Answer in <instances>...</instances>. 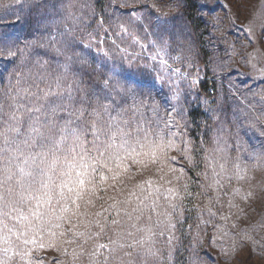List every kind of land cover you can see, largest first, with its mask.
<instances>
[{
	"label": "snow or ice",
	"instance_id": "snow-or-ice-1",
	"mask_svg": "<svg viewBox=\"0 0 264 264\" xmlns=\"http://www.w3.org/2000/svg\"><path fill=\"white\" fill-rule=\"evenodd\" d=\"M16 2L26 4L29 14L38 13L40 21L57 15L58 3L60 8L64 7L62 0ZM154 13L156 20L150 26L156 38L151 42L156 53L150 59L154 61V70L155 64H159L158 78L161 82L165 76L168 78L174 92L172 98L178 102L181 89L171 81L180 69L172 68L165 57L172 44L183 38V31L175 24L169 27L175 17L169 18L152 5L148 15ZM63 19H72L75 24L80 18L68 12ZM137 20L143 23L142 17ZM44 31H49L48 24L44 25ZM240 31L249 45L257 35L264 37V8L246 17ZM72 33L73 28L68 26L60 32L61 40L54 37L47 43L33 40L23 48L9 33H0V61L25 65L37 47L45 49V55L48 50L53 53L43 62L33 61L35 71L10 75L9 87L0 93V264H43L42 257L34 253L48 249H55L59 254L52 264H158L162 253L155 245L166 232L167 242L171 244L180 219L177 200L190 195L186 190L182 196L176 188L165 187L172 184L168 175L177 171L169 167L165 173L164 167L177 159L169 156V151H180L173 139L177 133L171 129L180 127L175 116L182 113L173 106L165 113L167 119L159 115L151 92L142 91V85L135 79L133 66L139 56L129 53L125 57L127 69L109 70L112 74L101 75L98 80L82 69H74L76 43ZM112 36L115 37L112 43L122 52L127 49L116 38L123 40L127 36L133 44H139L124 28ZM140 46L143 51L144 45ZM248 56L251 63L255 57L253 53ZM251 67L264 79V69H257L255 63ZM13 76L15 84L11 83ZM261 100L264 101V95ZM147 111L156 119L146 117ZM253 111H256L255 105ZM255 119H264V106ZM221 139L217 137V147L212 149V176H204L208 183L202 188L205 194L209 190L214 193L209 197L212 205L221 203L222 196L229 195L224 188L233 181L248 183L250 188L243 195L239 188H232V199L227 204L229 212L236 209L233 214L239 220L243 209L235 200L238 197L247 203L256 198L257 191L251 186L256 177L249 175L250 170L242 165L239 157L230 162L227 144L221 145ZM180 154L188 158L187 142ZM253 157L257 167H264V153ZM128 162L139 165L140 174L154 169L158 182L149 177L134 184L133 188L138 191L129 190L124 199L108 196L106 200L102 193L115 191L117 185L123 192L127 182L135 179L126 166ZM173 178L179 180L180 176L173 175ZM257 187L264 193V177L257 181ZM260 199L264 203V196ZM206 211L210 219L216 218L212 207ZM220 219L227 222L230 217L221 215ZM214 227L217 234L211 243L223 238L228 244V249L221 247L225 255L228 250L244 252L248 245L249 252L257 247L264 249V236L257 240L253 235L264 229V215L249 224L247 230L237 232L238 238L230 237L231 230L237 228L236 223L231 228ZM196 243L200 246L202 242Z\"/></svg>",
	"mask_w": 264,
	"mask_h": 264
},
{
	"label": "trees",
	"instance_id": "trees-1",
	"mask_svg": "<svg viewBox=\"0 0 264 264\" xmlns=\"http://www.w3.org/2000/svg\"><path fill=\"white\" fill-rule=\"evenodd\" d=\"M62 3L64 7L60 8L58 3V14L49 17L47 21H40L38 13L27 12V15L13 25L16 27L14 38L17 39L19 47L23 48L33 40L44 43L53 37L61 40L60 32L71 26L76 43L73 49L76 59L74 69H82L91 74L94 80H98L101 75L112 74L109 70L120 72L122 67L127 69L128 61L125 57L129 53L140 57L133 66L135 79L142 85V91L151 92L159 115L167 119L165 113L170 112L173 106L182 113L181 116H175L180 127H173L171 131L177 133L173 139L178 142L180 167L184 172L185 183L181 185L180 193L182 196L185 190L190 193L180 199V212L187 213L184 224L190 225L193 214L204 202L202 185L206 186L208 183L204 176H212L210 160L212 149L217 147V137L222 138L221 145L226 142L227 147H231V154H238L245 159L252 156L253 149L250 145L252 138H243L246 130L239 129L243 115L250 114V107L245 106L246 101L235 79V71L228 70V62L221 58L219 46L212 42L207 20L201 13L197 0H171V3L168 0L163 3L160 0H62ZM152 5L159 12L166 13L169 18L175 17L169 27L175 24L178 30L183 31V38L172 44L165 57L172 68L180 69V73L174 75L171 81L172 85H179L181 89L178 102L172 98L174 92L170 89L168 78L165 76L163 82L158 78L161 74L159 64H155L154 70V61L150 59L156 53V48L151 45L156 38L152 35L153 28L150 26L155 23L156 15H148ZM68 12L79 17V22L74 24L72 19L64 20L63 17ZM137 17H142L143 23ZM45 24L49 25L47 32L44 31ZM122 28L139 40V44H133L130 37L126 36L123 40L116 38L117 43L127 49V52L120 51L112 43L115 38L112 34ZM101 40L104 42L100 43ZM140 45H144L143 51ZM52 55L51 50L45 55V49L37 47L32 50L25 65L0 61V93L9 87L10 75L17 72L27 73L30 69L35 71L33 61L39 59L43 62ZM60 59L63 61L62 57ZM81 60L84 62L81 63ZM84 78L87 80V76ZM11 83L15 84L14 76ZM146 117L156 119L151 111L146 112ZM160 128H163V124ZM239 140L242 145L236 147ZM185 142L187 159L180 154L185 150ZM194 225L195 223L191 224ZM183 241H187L189 245L193 243L189 238L175 240L177 246L173 251L178 254L175 257L176 264L181 258L179 251Z\"/></svg>",
	"mask_w": 264,
	"mask_h": 264
},
{
	"label": "rangeland",
	"instance_id": "rangeland-1",
	"mask_svg": "<svg viewBox=\"0 0 264 264\" xmlns=\"http://www.w3.org/2000/svg\"><path fill=\"white\" fill-rule=\"evenodd\" d=\"M197 2L201 8V13H203L207 20L209 32L213 38L212 42L219 46L221 58H224L228 62V70L235 71V79L238 85H240L246 101L245 106L250 107L248 108L250 114L243 115L242 124L239 129L246 130L242 135L243 138H252V144H250L253 148L252 156L245 159L238 154H231L229 151L231 147H227L226 154L230 162L236 161V158L239 157L242 165H247L250 170L249 175H255L256 179L252 181L251 186L256 189L257 196L247 203L242 202L238 197L236 198L235 203L239 204L240 208L243 209V212L239 213V220H237V216L233 214L236 213V209H232L229 212L227 204L232 199V188H239L241 195H243L250 188L248 183L233 181L231 186L224 188V191L229 193V195L222 196L221 203H213L212 205H209V197L213 196L214 193L211 190L207 194L204 192V202L199 207L200 209L193 214V221L190 225L184 224L186 223L184 217H186L187 213L180 212V199L177 200V204L179 205L177 213L178 215L182 213V215H180L181 218L179 219L177 228L173 231L174 239H172L171 244L167 242L168 233L166 232L165 237L158 239L155 245L162 253L158 264H176L177 260L175 257L178 254L173 251L177 246L175 240H187L188 238L192 239L193 243L189 245L187 241L182 242L183 245L179 251L181 258L178 260V264H264V256L261 255V253H264V249L259 247L249 252L248 249L251 246L248 245L244 252H232L228 250L227 255H225L224 251H221V247L223 246L225 249H228V244L224 243L223 238L217 240L214 244L211 243L213 236L217 234L214 225L231 228V225L236 223L237 228L231 230L230 237L238 238L236 237L237 232H240L242 229L247 230L249 224L255 223L264 215V203L260 199V197L264 196V193L259 192L257 187V181L264 177V167H257L258 162L253 157V154L264 153V119L260 121L255 119L259 115L260 108L264 106V101L261 100V95H264V79L260 78L259 72L251 67V63H255L257 69H264V37L257 35L253 38L252 44L249 45L244 39V34L240 31V28L246 23V17H251L264 8V0H197ZM27 12L28 8L26 4H17L16 0H0V33H9L14 38L16 27L13 25L27 15ZM232 21H235V25L232 24ZM214 24L216 27H213ZM254 49L259 51L253 52ZM249 53H253L255 57L251 63L248 62ZM254 105L256 111H253ZM174 141L178 146V142ZM241 145V141L239 140L236 147ZM168 155L176 156L177 159L174 163L166 165L164 172L168 173L169 167H175L177 171L175 174L168 175V179L172 180V184L165 185V187L171 186L180 192L181 185L183 182L185 183V179L183 176L184 172L183 175H180L182 169L180 167L179 152L172 150L169 151ZM126 166L130 168V175H133L135 179L127 182L123 192L119 191L121 186L117 185L115 191L109 190L106 193H102L106 200L108 196H115L119 200L124 199L129 190L138 191L133 188L134 184L149 177L158 182V174H153L154 169L140 174L138 172L139 165H133L128 162ZM229 167H231V163ZM173 175L180 176V179H174ZM108 202L111 203V201ZM161 203L166 207L165 202L161 201ZM209 206L217 213L214 220L209 218L206 211V208ZM221 215H228L230 219L227 222L221 220ZM245 215L247 219H245ZM205 221H207V224ZM194 223L195 225L191 226ZM241 235H243V232H241ZM253 235L259 240L261 236H264V229L259 234L253 233ZM197 240L202 242L200 246H197ZM230 242L229 240V244ZM34 255L42 257L43 264H52L59 254L55 249H48L46 251L37 250ZM59 259L63 261L64 257L59 256Z\"/></svg>",
	"mask_w": 264,
	"mask_h": 264
}]
</instances>
